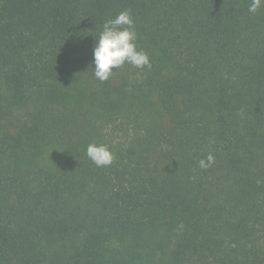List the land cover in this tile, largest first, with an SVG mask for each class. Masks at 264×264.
Here are the masks:
<instances>
[{
	"label": "trees",
	"instance_id": "trees-1",
	"mask_svg": "<svg viewBox=\"0 0 264 264\" xmlns=\"http://www.w3.org/2000/svg\"><path fill=\"white\" fill-rule=\"evenodd\" d=\"M249 2L0 0V264H264V9ZM125 10L152 67L102 83L96 36Z\"/></svg>",
	"mask_w": 264,
	"mask_h": 264
},
{
	"label": "clouds",
	"instance_id": "clouds-1",
	"mask_svg": "<svg viewBox=\"0 0 264 264\" xmlns=\"http://www.w3.org/2000/svg\"><path fill=\"white\" fill-rule=\"evenodd\" d=\"M264 9V0H250L248 11L257 14ZM93 46L94 76L100 82L108 81L115 75V70L125 64L134 68L151 69L149 54L137 46V31L130 10L120 12L115 18L107 20L103 29L96 36ZM87 157L97 167H108L113 164L115 155L105 144L90 143L86 149ZM215 163V157L209 153L206 159H200L198 166L208 169Z\"/></svg>",
	"mask_w": 264,
	"mask_h": 264
}]
</instances>
